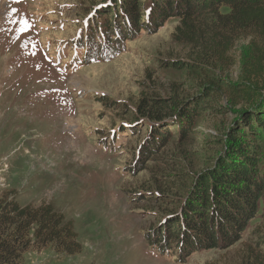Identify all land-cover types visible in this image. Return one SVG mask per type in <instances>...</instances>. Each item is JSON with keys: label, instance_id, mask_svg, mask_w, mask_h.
I'll list each match as a JSON object with an SVG mask.
<instances>
[{"label": "rangeland", "instance_id": "rangeland-1", "mask_svg": "<svg viewBox=\"0 0 264 264\" xmlns=\"http://www.w3.org/2000/svg\"><path fill=\"white\" fill-rule=\"evenodd\" d=\"M111 11L112 0H0V196L52 203L74 221L83 247L70 256L31 247L21 264H254L252 249L264 247V199L228 248L181 260L149 244L164 200L182 195L184 173L209 165L221 149L211 138L243 106L219 99L221 110L201 120L185 146L170 141L141 153L150 127L135 117L140 99L191 98L200 82L174 66L189 56L173 38L177 18L114 31ZM247 50L248 41L237 43L228 81L238 80Z\"/></svg>", "mask_w": 264, "mask_h": 264}, {"label": "trees", "instance_id": "trees-1", "mask_svg": "<svg viewBox=\"0 0 264 264\" xmlns=\"http://www.w3.org/2000/svg\"><path fill=\"white\" fill-rule=\"evenodd\" d=\"M112 5L115 22L109 23L115 27L109 29L114 31L118 24L157 29L177 18L173 38L189 48V56L174 66L191 69L200 82L191 98L140 99L135 117L150 127L141 153H155L170 141L185 146L198 123L221 110L219 99L243 106L233 125L211 138L221 149L202 171L184 173L182 195L164 200L162 219L147 234L151 246L181 260L197 251L228 248L242 238L264 199V0H112ZM241 40L248 41V50L238 61L240 76L228 81L224 74L236 64L233 52ZM10 192L0 196V264H21L31 247L52 245L68 256L82 252L73 220L50 202L21 205ZM252 251L254 264H264V247Z\"/></svg>", "mask_w": 264, "mask_h": 264}]
</instances>
